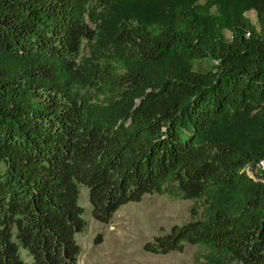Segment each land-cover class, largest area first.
I'll return each mask as SVG.
<instances>
[{"label":"trees","instance_id":"16d2710c","mask_svg":"<svg viewBox=\"0 0 264 264\" xmlns=\"http://www.w3.org/2000/svg\"><path fill=\"white\" fill-rule=\"evenodd\" d=\"M81 189L191 201L147 253L264 264V0H0V264H76Z\"/></svg>","mask_w":264,"mask_h":264},{"label":"rangeland","instance_id":"374dc122","mask_svg":"<svg viewBox=\"0 0 264 264\" xmlns=\"http://www.w3.org/2000/svg\"><path fill=\"white\" fill-rule=\"evenodd\" d=\"M246 17L257 26L255 13ZM225 33V38L229 39ZM209 61L195 62L197 70L209 68ZM79 205L84 210L86 229L76 236L81 254L76 264H193L201 253L196 247L185 246L183 251L166 255H153L143 250L155 236L169 233L173 226H180L189 218L191 201L172 200L161 195H145L139 203L121 206L107 224L91 217L87 190L81 189ZM22 258L30 259L24 250Z\"/></svg>","mask_w":264,"mask_h":264}]
</instances>
